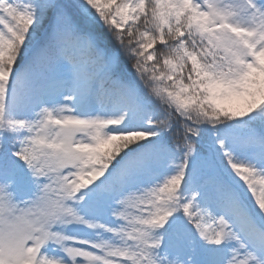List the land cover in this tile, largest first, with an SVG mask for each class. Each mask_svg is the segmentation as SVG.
I'll use <instances>...</instances> for the list:
<instances>
[{
	"label": "snow or ice",
	"instance_id": "snow-or-ice-1",
	"mask_svg": "<svg viewBox=\"0 0 264 264\" xmlns=\"http://www.w3.org/2000/svg\"><path fill=\"white\" fill-rule=\"evenodd\" d=\"M0 264H264V0H0Z\"/></svg>",
	"mask_w": 264,
	"mask_h": 264
}]
</instances>
